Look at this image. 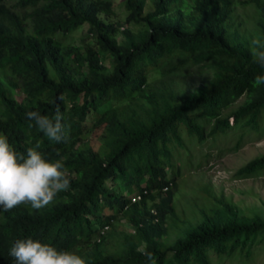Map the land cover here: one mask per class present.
<instances>
[{"label":"trees","instance_id":"trees-1","mask_svg":"<svg viewBox=\"0 0 264 264\" xmlns=\"http://www.w3.org/2000/svg\"><path fill=\"white\" fill-rule=\"evenodd\" d=\"M121 4L126 17L113 21V0H0V134L24 153L38 143L72 173L69 190L45 208L0 212V264H15L9 248L26 238L77 251L87 264H152L145 251L155 264L251 261L264 245V218L234 204L224 205V221L203 211L184 238L167 247L163 239L176 215L181 130L200 143L241 131L236 151L264 131V86L253 87L264 69L250 47L264 39V0L241 3L258 14L250 39L233 29L234 0ZM86 25L88 35L69 42ZM189 67L211 72L192 91L177 79ZM57 105L67 143L50 141L25 116L51 117ZM263 171L264 155L236 177ZM121 218L135 233L113 230Z\"/></svg>","mask_w":264,"mask_h":264},{"label":"rangeland","instance_id":"rangeland-1","mask_svg":"<svg viewBox=\"0 0 264 264\" xmlns=\"http://www.w3.org/2000/svg\"><path fill=\"white\" fill-rule=\"evenodd\" d=\"M113 1L117 14L112 20L123 21L127 13L122 8V0ZM234 1L236 5L233 29H239L240 39H250L258 19L257 11L252 6L241 4L247 0ZM88 29L86 25L74 32L69 37V42L79 43L88 35ZM210 74L209 70L201 71L189 67L181 69L177 79L180 80V88L192 91ZM17 98L19 101L22 100L19 95ZM243 101L244 98L236 106ZM240 133L241 131H237L236 134H227L216 139L207 138L205 142L200 143L186 129L181 130L185 145L184 149L177 147L174 156L175 162L178 161L177 163L181 165V175L174 200L176 215L169 217V232L163 239L166 247L184 238L191 229L195 228L205 216L202 214L203 211L209 217L220 221L226 220L227 214L223 210L226 204L236 205L246 216L253 217L259 214L264 218V171L246 179L236 177L239 169L264 155V131L260 134L250 133L251 136L244 138L240 146L247 144L236 151L234 149ZM174 171L171 169L170 174L173 175ZM216 206H221L218 211H215ZM113 230L116 233H132V228L125 219H121ZM114 239L110 241L115 243ZM252 258L249 262H242L236 258L221 262L215 260L213 264H264V245L255 248Z\"/></svg>","mask_w":264,"mask_h":264},{"label":"clouds","instance_id":"clouds-1","mask_svg":"<svg viewBox=\"0 0 264 264\" xmlns=\"http://www.w3.org/2000/svg\"><path fill=\"white\" fill-rule=\"evenodd\" d=\"M250 47L253 62L264 69V39L253 38ZM260 86H264V74L254 78L253 87ZM25 116L50 141L59 144L67 143L70 139L59 105L51 117L34 110L26 112ZM29 126L32 127L31 124ZM39 148L37 143L29 147L26 153L17 151L8 138L0 134V212H9L21 205L41 210L54 203L58 194L69 190L72 173L64 160L52 159ZM56 155L59 156V152ZM139 200L141 196L133 198L132 202ZM132 233H135L134 229ZM8 254L15 264H87V260L77 251L60 250L33 238L16 239ZM143 255L155 264L151 252L145 251Z\"/></svg>","mask_w":264,"mask_h":264}]
</instances>
